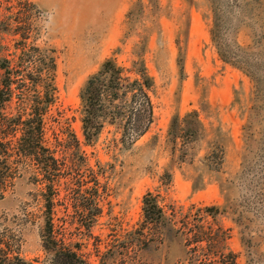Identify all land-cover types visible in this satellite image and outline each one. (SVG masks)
Listing matches in <instances>:
<instances>
[{
  "label": "rangeland",
  "instance_id": "rangeland-1",
  "mask_svg": "<svg viewBox=\"0 0 264 264\" xmlns=\"http://www.w3.org/2000/svg\"><path fill=\"white\" fill-rule=\"evenodd\" d=\"M51 57L57 90L36 101H48L44 140L61 180L47 195L12 165L0 246L53 264L48 220L87 264H264V0H0V111L23 112L28 76L46 75ZM108 60L129 82L148 73L153 119L138 139L125 128L127 98L85 139L81 92ZM174 119L192 135L174 126L173 141ZM148 193L165 224L144 223Z\"/></svg>",
  "mask_w": 264,
  "mask_h": 264
},
{
  "label": "trees",
  "instance_id": "trees-1",
  "mask_svg": "<svg viewBox=\"0 0 264 264\" xmlns=\"http://www.w3.org/2000/svg\"><path fill=\"white\" fill-rule=\"evenodd\" d=\"M49 61L46 75L36 72L34 75L28 76L32 87L29 86L26 89L33 92V95L25 102V105L23 103L26 97L25 91L21 95L24 96L20 98L23 103L20 109L24 108L23 112L15 117H9L10 115L0 111V195L2 196L14 179L12 175L14 171L13 164L20 168L23 167V164L26 165L24 168L33 172L34 179L45 185L47 195L48 189L51 194L57 191L55 186L61 180V163L44 140L42 117L48 101L43 103L36 101V99L44 100V98H48V95L54 94L57 90L54 81L55 75H53L55 69L54 58H49ZM137 74L139 79L135 78L129 82V77L124 76L123 70L119 69L117 64L108 60L103 64L100 72L87 81L86 87L81 92V98H84L86 102V114L82 120L86 141L93 140L99 134L106 120L113 123L120 117L116 103H121L122 100L125 101V98H127L126 101L130 99L129 112L125 113L126 117L124 119L129 138L132 140L138 139L148 131L153 119V110L146 89L151 88L152 85L150 79L144 81L140 79L141 76L148 75L145 69L138 71ZM103 76L104 79L101 80ZM47 81L49 85L44 88L45 84L43 83ZM41 87L44 88L42 91L39 90ZM9 88L11 90V87ZM10 93L12 94V91ZM3 109H5V106ZM193 114L198 117L197 112H193ZM174 126H180L177 119H174L171 125L173 141H176L179 135L174 134ZM90 131L92 132L89 133ZM180 131L187 138L194 132L192 128L184 129L181 126ZM93 201L90 200V204H93ZM76 203L79 204V207H83L82 195ZM95 204V213L92 214L93 219L89 222H94L102 212L99 201ZM50 205L51 202L48 206L47 196V211ZM88 208L89 203L85 209ZM143 215L144 223L148 224H165L168 221L157 198L151 193L146 194L144 197ZM42 242L45 251L51 256L53 264H87L81 255L65 247L63 242L54 237L52 222L49 221L48 223V220L42 235ZM0 264L35 263L14 256L6 247L0 246Z\"/></svg>",
  "mask_w": 264,
  "mask_h": 264
}]
</instances>
